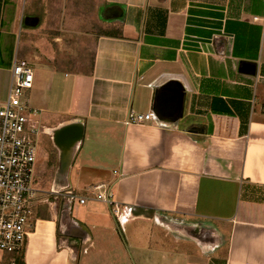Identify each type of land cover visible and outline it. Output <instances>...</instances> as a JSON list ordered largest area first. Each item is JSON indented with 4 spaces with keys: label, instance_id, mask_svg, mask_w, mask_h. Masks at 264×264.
<instances>
[{
    "label": "crops",
    "instance_id": "1",
    "mask_svg": "<svg viewBox=\"0 0 264 264\" xmlns=\"http://www.w3.org/2000/svg\"><path fill=\"white\" fill-rule=\"evenodd\" d=\"M1 20L0 102L16 59L46 63L31 42L42 29L74 25V42L50 41L91 61L63 65L75 75L40 135L53 133L50 191L88 200L37 206L25 264H264V0H0ZM169 81L185 89L183 118L127 125ZM71 123L84 138L63 151L54 131ZM101 184L119 216L93 199Z\"/></svg>",
    "mask_w": 264,
    "mask_h": 264
},
{
    "label": "built area",
    "instance_id": "2",
    "mask_svg": "<svg viewBox=\"0 0 264 264\" xmlns=\"http://www.w3.org/2000/svg\"><path fill=\"white\" fill-rule=\"evenodd\" d=\"M199 48H203L199 45ZM34 87V69L22 58L16 59L11 71L8 96L0 102V252L6 256L0 264H17L15 255L25 251L28 237L35 224L37 206L66 197L88 200L71 191L43 193L35 186L38 142L42 134L35 109L30 104V91ZM152 113L132 111L127 125H140L153 120ZM93 199L112 207L119 216L120 207L115 195L106 185L93 187Z\"/></svg>",
    "mask_w": 264,
    "mask_h": 264
},
{
    "label": "rangeland",
    "instance_id": "3",
    "mask_svg": "<svg viewBox=\"0 0 264 264\" xmlns=\"http://www.w3.org/2000/svg\"><path fill=\"white\" fill-rule=\"evenodd\" d=\"M89 11L92 15L93 13H96L95 6H92ZM64 16L65 15H63V17ZM72 22L74 23V21ZM8 23L9 21L7 20H1L0 30L5 28ZM66 23L70 24L68 21H65V24ZM89 26L91 30L98 32H103L104 29L101 28V25L98 24V22H95V20H92V24L89 23ZM45 31L46 30L43 29L40 30L39 36L35 37L31 42H33L35 51L37 50L40 55L47 58L46 63L34 59L32 55H26L22 58L29 60L34 69V88L30 93V104L35 109L36 119L43 126H55V120L59 119L58 116L55 115V92H57L58 86H60L61 83L70 81V79L74 77V71L69 68L77 66L76 70L79 69L82 72H88L91 68V61L86 53L84 54L82 51L76 50L74 52V50L71 49V45L67 47L64 44L58 42H55L54 44L50 41L62 36L64 40L70 39L67 43L70 41L74 42V37L72 36L75 32L74 25H67L66 30L64 31L63 29H55V36H52L51 34L47 35ZM63 32L64 35H60L63 34ZM30 47L31 46H29V48ZM63 65L69 68H66ZM65 74L70 78L66 79L64 77ZM46 132H48L49 136L40 137L38 142L35 180L38 179L39 183L35 186L40 190L50 192V185L53 178L52 167L54 158L52 155V144L49 139L50 135H53V133L49 129ZM80 190L82 191L83 187L80 188ZM75 217H77V210H75ZM194 233L202 234L200 233V230H196ZM0 259H2L1 252Z\"/></svg>",
    "mask_w": 264,
    "mask_h": 264
},
{
    "label": "water",
    "instance_id": "4",
    "mask_svg": "<svg viewBox=\"0 0 264 264\" xmlns=\"http://www.w3.org/2000/svg\"><path fill=\"white\" fill-rule=\"evenodd\" d=\"M29 24V19H26L25 25ZM240 70L245 74L254 76L257 72V65L241 62ZM184 108L185 89L181 83L169 81L155 90L152 112L159 122L170 125L178 123L183 118ZM83 138L84 127L80 123H71L54 131V142L63 151H70L82 142Z\"/></svg>",
    "mask_w": 264,
    "mask_h": 264
},
{
    "label": "trees",
    "instance_id": "5",
    "mask_svg": "<svg viewBox=\"0 0 264 264\" xmlns=\"http://www.w3.org/2000/svg\"><path fill=\"white\" fill-rule=\"evenodd\" d=\"M152 212H150L151 214ZM15 260H16V263L17 264H25V251L19 253V254H16L15 255Z\"/></svg>",
    "mask_w": 264,
    "mask_h": 264
},
{
    "label": "flooded vegetation",
    "instance_id": "6",
    "mask_svg": "<svg viewBox=\"0 0 264 264\" xmlns=\"http://www.w3.org/2000/svg\"><path fill=\"white\" fill-rule=\"evenodd\" d=\"M40 125H41V124H40ZM40 130H41L42 134H44V135L46 134V133L44 132L45 128L43 127V125H41Z\"/></svg>",
    "mask_w": 264,
    "mask_h": 264
}]
</instances>
